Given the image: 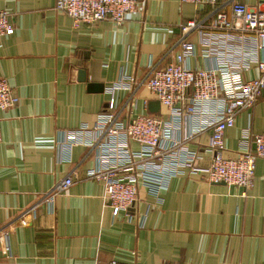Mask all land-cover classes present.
Listing matches in <instances>:
<instances>
[{
	"label": "crops",
	"instance_id": "0c3cea01",
	"mask_svg": "<svg viewBox=\"0 0 264 264\" xmlns=\"http://www.w3.org/2000/svg\"><path fill=\"white\" fill-rule=\"evenodd\" d=\"M137 1V10L117 27L108 21L76 23L55 11L57 0H0V11L9 12L14 25L11 35L0 37V79L20 99L16 107L0 110V264H264L263 159L256 162L254 187L247 192L187 173L163 191L162 205L141 188L139 202L114 217L103 182L87 177L95 153L78 146L69 159L61 156L64 131L92 126L109 110L106 88L123 71L144 83L174 59L183 38L180 26L211 19L215 12L181 0ZM234 1L251 7L264 2L219 0L217 9L228 12ZM186 39L199 54L198 33ZM188 65L213 63L199 56ZM257 75L253 69L246 78ZM154 102L139 86L118 92L113 111L122 119L133 108L135 116L165 118L161 105L150 111ZM249 126L264 133V94L226 132L225 158L238 157L241 131ZM211 137L208 131L190 143L204 169ZM69 176L74 184L53 211L41 199ZM34 207L35 218L22 226V215ZM146 212L141 228L138 220Z\"/></svg>",
	"mask_w": 264,
	"mask_h": 264
},
{
	"label": "built area",
	"instance_id": "2783aa9c",
	"mask_svg": "<svg viewBox=\"0 0 264 264\" xmlns=\"http://www.w3.org/2000/svg\"><path fill=\"white\" fill-rule=\"evenodd\" d=\"M181 3L208 5L215 12L211 19L182 24L183 38L174 59L144 83L123 71L121 78L106 88L112 98L109 110L100 113L92 126L83 124L76 130L64 131L58 144L61 156L68 159L78 146L95 153V166L87 171V177L103 182L104 199L114 217L128 213L139 202L141 188L162 205L163 191L187 173L200 175L208 183H225L247 192L254 187L257 160H264V133H254L251 126L241 131L238 157L223 156L226 132L235 127L238 115L255 107L264 94V2L251 7L234 1L228 12L217 9L219 0ZM137 8V0H57L55 5V11L76 23L94 25L108 21L117 27ZM13 31L10 13L0 11V37ZM193 32L199 35V54L196 44L186 39ZM199 56L213 65L192 69L189 61ZM253 69L258 75L247 79ZM139 86H145L167 109L165 118L135 116L133 108L128 118L122 119L113 111L118 92H134ZM19 101L8 80L0 79V110L14 108ZM188 123L192 126L187 131ZM208 131L212 137L205 153L210 161L204 169L201 153L192 150L190 143ZM73 184L72 177H67L41 201L54 211L57 198ZM35 216L36 207L27 210L21 225L26 227ZM147 217V212L139 217L141 228Z\"/></svg>",
	"mask_w": 264,
	"mask_h": 264
},
{
	"label": "water",
	"instance_id": "95a60500",
	"mask_svg": "<svg viewBox=\"0 0 264 264\" xmlns=\"http://www.w3.org/2000/svg\"><path fill=\"white\" fill-rule=\"evenodd\" d=\"M160 103L159 102H154V103H151L150 104V111L153 112V113H156L159 111L160 109Z\"/></svg>",
	"mask_w": 264,
	"mask_h": 264
}]
</instances>
